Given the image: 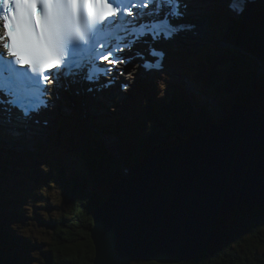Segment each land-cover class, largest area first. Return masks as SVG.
I'll return each mask as SVG.
<instances>
[{
    "label": "trees",
    "instance_id": "1",
    "mask_svg": "<svg viewBox=\"0 0 264 264\" xmlns=\"http://www.w3.org/2000/svg\"><path fill=\"white\" fill-rule=\"evenodd\" d=\"M232 20L231 18L226 19L224 35L229 38L230 42L234 43V46L232 47L230 43L228 47H224L225 49L219 47L212 51H206L203 55L204 58L200 56L198 60L194 61L191 69L194 71L193 75L195 79L192 80L195 87L198 88L197 84L201 82L207 90L206 92L213 93L215 98H218L216 103L221 108H224L223 106L226 107L225 104L232 107L233 102H242L245 105L256 107L264 112V78L258 72L257 65H252L248 61L251 59L243 53L249 52V55H253V57L255 55V60L261 61L262 58V61H264V12L257 15L249 27L235 21H233L235 23H232ZM223 38L225 37L223 36ZM180 86L179 88H174V90L172 89L177 96L169 92V95L166 96L167 98L165 97L157 103L158 107L163 109V114L160 118L149 113L147 114V111H145L144 119L142 120L141 118V120L145 124L146 119H150L147 137L146 135L143 136L147 140H140L139 146L137 145L133 151L124 150L121 148V145L124 142L129 144V136H132L134 133L137 135V132H140V130L144 134L145 129L143 130V127L145 128V126L140 127L135 120H132V122L126 120L125 122H129V127L127 126L126 129H123L125 125L123 124L124 121L115 122L111 118L102 121L101 128L104 133L122 136L121 139L118 136V141L114 139L116 146L118 145V148L122 149L120 150L119 160L121 159V161L127 164H137L144 156L155 153L157 148L177 145L189 137V135L197 134L203 126L206 129L210 128L209 125L213 120V114H209L207 110L208 106H200L198 100L187 94L189 90L184 83L180 84ZM193 95L199 99L198 94ZM191 99L195 101L194 104L201 113L199 118L194 115V110L197 108L195 109V106H192ZM213 100L216 99L213 98ZM212 108L215 113L220 112L216 104H213ZM178 110L184 111L186 115V120H184L188 122V127H182L184 120L180 122L182 123L180 126L179 124L176 125L177 120L173 121L176 117L175 112ZM219 114L225 115L223 112ZM225 119L223 118L219 121L222 122ZM76 125L78 124L75 123L69 126L70 131L61 134V137L64 141H68V143H74L69 138V135L81 132L79 138L85 141L86 147V150L81 153L87 156L88 165L93 169L97 177L96 180L84 177L87 180L83 181L80 178L81 176L74 171L65 170L61 172L59 175V187L62 197L67 201L66 210L65 213L62 212L59 215L51 217V220H43L51 231V240L47 242V245L51 249L47 253L46 258L39 257L35 259L39 260V264H93L95 247L90 229L93 223L95 208L109 194L110 190L108 188L111 187L112 183L122 177L119 161L112 158L113 153L105 148L102 138L97 135H87L85 131L82 132L81 125ZM82 145L80 143L78 147L81 148ZM131 146L130 144L129 146L127 145L130 149ZM53 171H50V176L55 174ZM26 172L29 171L26 170ZM39 173V171H36L34 175L38 176ZM45 173L46 171L42 172L44 176ZM36 179L38 182L33 188L24 185L23 189L34 192L35 187L42 181V178L38 177ZM14 180L22 186V178H15ZM92 184L97 189L104 186L108 190H105L104 194L98 195L91 190L93 188ZM18 192L19 189L16 187L5 188L0 186V195L6 201L16 198ZM3 198H0L2 202H4ZM5 207L6 210L11 209L6 204ZM243 209H246V211L244 212ZM228 212L235 218L232 226H226L227 221L223 222L220 236L201 254L174 264H264V254H262L264 253V203L255 206H233ZM225 213H222V220H225ZM3 222L0 218V264H22L20 260L24 257L22 249L32 245L29 241L31 237L28 239L25 237V233L15 234L13 227L9 226L8 228ZM20 244H22L21 247L19 246ZM43 245L44 243L41 244V246ZM131 264L161 263L136 260Z\"/></svg>",
    "mask_w": 264,
    "mask_h": 264
},
{
    "label": "water",
    "instance_id": "2",
    "mask_svg": "<svg viewBox=\"0 0 264 264\" xmlns=\"http://www.w3.org/2000/svg\"><path fill=\"white\" fill-rule=\"evenodd\" d=\"M241 110V115L251 112L240 122L232 111L224 123L144 156L141 161H148L152 171L142 175L134 170L140 184H124L126 176L114 184L110 201L116 200L95 208L93 264L182 262L219 237L222 212L264 203V113L252 107ZM256 159L259 166H254Z\"/></svg>",
    "mask_w": 264,
    "mask_h": 264
},
{
    "label": "snow or ice",
    "instance_id": "3",
    "mask_svg": "<svg viewBox=\"0 0 264 264\" xmlns=\"http://www.w3.org/2000/svg\"><path fill=\"white\" fill-rule=\"evenodd\" d=\"M238 2L241 7L234 10L240 14L250 0ZM173 3L187 8L183 0H0V126L6 112L17 110L31 118L47 108L46 97L53 95L49 85H60L65 78L84 73L91 82L94 75H123L118 65L132 62L124 53L138 41L146 37L170 40L186 30L183 25L170 26L172 16L183 15L179 8L164 17L169 25L145 21L141 15L142 9ZM121 17L131 22L128 27L118 28ZM133 24L143 31H130ZM153 55L163 57L162 52ZM93 65L95 71L89 73ZM139 67L159 69L161 65L157 60Z\"/></svg>",
    "mask_w": 264,
    "mask_h": 264
},
{
    "label": "rangeland",
    "instance_id": "4",
    "mask_svg": "<svg viewBox=\"0 0 264 264\" xmlns=\"http://www.w3.org/2000/svg\"><path fill=\"white\" fill-rule=\"evenodd\" d=\"M231 20H232V18H231ZM233 21H235L236 23L239 22L243 26H248V27L251 26L250 24L244 25L243 21L232 20V23H235ZM223 28L225 29V26H223ZM242 30H245V29H242ZM208 36H210L209 33L205 34L206 38H208ZM224 37L228 41L225 43H228V44H224V45L221 44V45L224 47H228V45H230V43H231V45L233 47L234 43L230 42L229 38H227L226 36H224ZM184 46H185V44H184ZM209 50L212 51L214 49H212L211 46H209V45L205 46V51H209ZM203 53H204V51H203ZM247 53H248L247 56H250L249 52H247ZM170 59H172V58H170ZM248 61L254 66H256V64H259L258 62H260V68L263 69L262 61L257 62V60H255L256 61V63H255L252 58H251V60H248ZM179 68H180L179 66H174L173 69H170L171 71H169V73H171V74L173 73L172 78H174V80L176 81L173 84V87L171 85L169 86V88L171 89V93H174V91L172 89L181 87L178 83L180 80H182L183 76H179V77L175 78L176 75L179 73ZM262 69H261V71H262ZM166 71L167 70H165L164 73L162 72L160 75L161 76H163L164 74L167 75ZM203 71H205V69H203ZM135 72H136V70H135ZM152 74H150V75H152ZM154 75L155 74H153L152 77ZM148 77L149 76H147V78ZM136 81H137L136 79L133 80V82H134L133 89L137 90V92H135L136 94L132 95V94H130V92H127V96L129 98L133 99L134 103H135L136 110L133 111V113L136 114V112H138L139 114H142L143 111H147L148 113H150V115H154V116H157L160 118L161 115L163 114V112H162L163 109L161 107H158V105L155 106L156 110L153 112V114H151L152 111L154 110L152 107L154 104L152 100L156 97L159 98L160 96H162L161 94H160V96H158L155 93L154 82H151V85H153L154 88H152V86H147L144 83L143 84L145 87H142V84L140 83L139 87H141V88H136L135 87ZM149 82H150V80H149ZM155 82H157L158 84L161 85V81H159L158 79L155 80ZM136 86H138V85H136ZM201 86L202 85H200V87ZM140 92H144V94H146V95H144L146 98H143L144 96H142V94L139 95ZM167 93H168L167 91L164 92L165 96L169 95ZM207 93H208V94H206L207 96L205 95L206 97H204V96L200 97V100L198 101L199 103H201L200 106H203V102H206L207 100H209V101H211V105L207 109L209 111V114H211L213 111L212 110L213 104H216L217 109H219L220 112L225 113V115H220L219 114L220 112L215 113V111H213L214 115H213V120L211 121V123L209 125V127H210L213 123H215V122L218 123L219 120H221L223 118H227L230 115V113L232 112L231 111L232 107L231 106L229 107L227 104H225L227 108L225 106H223L224 108H221L216 103L218 98L217 97L215 98L213 93H210V92H207ZM162 94H163V92H162ZM174 95L177 96L176 93H174ZM212 97L216 100H213ZM148 98H150L149 101L147 100ZM142 100H146V105H144L140 109H138L139 103ZM219 100H221V99H219ZM209 101H208V103H209ZM190 102H192V106L194 107L195 101L193 99H191ZM223 102H225V100H223ZM130 105H131L130 102L127 105V107L124 106V104H120L119 106H117V105H115V103H112L110 105V107H108V109L106 110L107 115L105 117H103L102 120L110 119V116H112L111 111H116L117 108H120V107L125 108V109L121 110V114L120 113L118 114L116 111L117 114L115 113V115L119 116V117H117V119H121V117H122V119L128 118L130 116V110H131ZM196 108H197V106H195V109ZM175 114H176L177 118L175 117L173 119V121L177 120L176 125L179 124V126H180V124L183 123L182 127H188L189 126L188 122L185 121L186 115H185L184 111L178 110L175 112ZM194 115L197 118H199L201 116V113L198 110V108L196 110H194ZM95 120H97V119H95ZM81 121L84 124L83 128L86 130L85 133L87 135L94 134V135H97L98 137L102 138V141L104 142L105 148L113 153V154L111 153L113 159H116L117 161H119L120 171H122V168L126 165H124V162L121 161V159L120 160L118 159L120 157V151L116 150V147L118 148V145L116 146V144L112 143V141L114 139L115 140L117 139V141H118V136L120 139L122 138V136L119 134H117L118 136H116V135H112V134L103 133L100 131L101 128L99 130L90 129L87 126L88 124H87L86 120H81ZM117 122H119V121H117ZM180 122H182V123H180ZM57 123H58L57 121H53L52 123H50V125H52V126H50V133H52V135L54 137H56V135H59V126L57 125ZM123 124H125L123 129H126L127 126L129 127V122H124ZM78 125H81V124H78ZM78 125H76V126H78ZM145 125H144L145 126V128H144L145 133L144 134H142V132L140 130V132H137V135H136V133H134L132 136L131 135L129 136V142L128 143L130 144V146L131 145L133 146V147L131 146V149H130V147L129 148L127 147V145L129 146V144H127L126 142H124L123 144L121 143L122 144L121 148L124 150L127 149V151H133L137 145L139 146L140 140H142V141L147 140L146 137H147L148 129H149L148 125H150V121L148 119H146ZM140 127H143V125ZM109 129L112 130V128H110V127H109ZM50 133H47V131L45 132V135L43 138L45 140L46 146L44 145L42 147V149H40V151H39L40 156H39L38 160H36V157H34V154L25 153V154H22L21 156H18L17 158H13V163L18 162V163L23 164L22 166L18 167L19 164H15L14 166L16 168H12V167L7 168L9 170L7 172H4L3 166L0 168V181H4L6 176L11 181L15 177H17V178L20 177V178H22V186L28 185L30 188L32 186L34 187V185L38 182V180H34L35 175H36V174L34 175V173L36 171H42V172L46 171L45 176L43 175L44 177H42V181L38 183L37 187H35L34 192H32L31 190L29 192L28 189H26L24 192H22L15 199L12 198V199L7 200V201L0 195V198L4 199V202H2V200H0V218L2 219V221H4L3 223L5 224V226L7 225L8 228H9V226L13 227V229H14L13 232L15 234L25 233L26 234L25 237H27L28 239H29V237H31L29 241L32 243V245H30L29 247L26 246V247H24V249H22L23 250V256H24L20 259L22 264H39V260L38 259L35 260V259L39 258V257L46 258L47 253L51 249L47 245V242H49L51 240V231H50V228L48 227L47 223L43 222V220L48 221V220H51L50 218L53 216L59 215L62 212L65 213L67 201L64 200V198L62 197L60 187H59V175L61 174V172L65 171V170L74 171L81 176L80 178L83 181L87 180L89 178L92 180L93 179L96 180V177H97V175L93 172V169H91L90 166L88 165L87 156H85L84 154L81 153V152L85 151V146H84L85 141L82 140V138L81 139L79 138L81 135V132L76 133V134L71 133L69 135V138H71L74 143L68 144V143H65L64 140L62 139V140H60L59 145H57V144L55 145L53 140L47 139ZM125 134H127V133H125ZM144 135H146V137H143ZM31 139L30 140L25 139L24 141L29 143L31 141ZM135 139H136V142H135ZM186 139H189V137ZM186 139L182 140L181 143H183V141L184 142L187 141ZM115 140H114V142H116ZM80 143L83 144L81 148L78 147V145ZM181 143H178V144H181ZM114 145H115V147H113ZM172 146H174V145H168V147H172ZM87 147H88V143H87ZM162 149H163V147L157 148L155 150V152L160 151ZM262 152H263V150H262ZM114 154H116V155L114 156ZM28 158H30V159H28ZM37 163H38V165H37ZM31 164H32V167H31ZM0 165H2V163ZM34 165H35V167H34ZM36 166H39V168L36 169ZM26 170H28L29 172H26ZM51 170H54L53 172L55 173L54 175L52 174V176H50ZM121 173H123V171ZM84 177H86L87 179ZM93 184H92L93 188L91 190L93 192H96L98 195L104 194L103 192L105 190H108V189L111 190L112 185H113V183H112L111 187L108 189H107V187H104V186H101V187H99V189H97L96 187H94L95 184L94 185ZM0 186L6 188L7 184L5 186L0 182ZM28 192H29V194H28ZM109 193H110V191H109ZM5 204H6V206H10L11 209L6 210ZM256 205H261V204H256ZM236 206H241V205H236ZM253 206H255V205H253ZM55 207L57 208V210ZM11 211H13V212H11ZM228 211L227 212L225 211L226 212L224 214L225 220H222V214H221L220 223L222 224L223 222L227 221L226 226H232V222L235 221V218ZM243 211L245 212L246 209H243ZM43 243H44V245L41 246V244H43ZM19 246L21 247L22 244H20ZM9 254H7V255L9 256ZM25 254H26V256H25ZM262 254H264V253H262ZM196 256H198V255H196ZM196 256H194V257H196ZM10 257H13V256H10Z\"/></svg>",
    "mask_w": 264,
    "mask_h": 264
},
{
    "label": "bare ground",
    "instance_id": "5",
    "mask_svg": "<svg viewBox=\"0 0 264 264\" xmlns=\"http://www.w3.org/2000/svg\"><path fill=\"white\" fill-rule=\"evenodd\" d=\"M202 1H203L204 5H205V8L208 10V14L211 15V18L212 19H208V20L204 19L203 20V17L205 16V14H204V10L202 8H199L197 6L196 9L194 10L195 15H191V19L190 20H191L192 23H194L193 24L194 25L193 28H195L197 30V35H190V34H188V36L190 38V40H189L190 42L189 41H188V43L185 42V46L181 45L179 49H175L176 51H174V49L171 50L172 52H171V55L170 56L172 57L173 55H175L173 58H175L176 60H178L180 64H183L181 66V68L189 67L188 70H186V69L179 70V73L176 75L175 78H177L179 76H183L184 78L186 77L188 79H195V77L193 75L194 71L191 68L194 65V61L198 60V58L200 56H202L204 58L203 55L206 52L205 51V46H199L200 44H202V41H203V36L202 35H198V29L199 28H202L203 29V32L205 34L209 33L210 36H209L208 45L211 46L212 49H216V48H219V47L225 49L224 46H222L221 44H223V45L224 44H228V43H225V42H228V41H226L225 38H223V36H225L224 35L225 34L224 33L225 31H224L223 26L226 23V19L232 18V19L238 20V21H243L244 20V21L250 22V24H251V23H253V20H254V18L257 15L262 14L264 12V0H250V2L245 5L249 9L247 10L248 12L245 13V16L244 17H243L244 13L237 14V12L234 10V9H237V8L241 7V5L239 4L238 0H202ZM163 9H170L171 11H177V5L175 4V5H171V6H163ZM157 15L160 16V17H167L168 16V14H166L165 12H162L161 10H157L156 12L153 11V17H157ZM143 16H144L145 19H147L146 12H144V15ZM172 17L179 19L180 16H172ZM125 26H127V25H125ZM221 33H222V35H221ZM191 34H192V32H191ZM176 38H179V36L176 37ZM183 41H185V40H183ZM155 46H157V42L154 41L152 43V41L148 38L147 41H146V43L144 44V47H141L139 49L142 52V54H145L146 56H143L142 54H139L138 56H142V58L144 59V61H149V62H152L153 61V63H154V60H152L151 55L149 53L145 52V49H148L149 52L150 51H156ZM195 48H196V50H194ZM203 51H204V53H203ZM183 52H184V55H183ZM185 53H189L191 55V57L189 59H186ZM243 53L246 56L248 54L247 52H243ZM186 55H188V54H186ZM124 56L125 57H129L128 56V53H124ZM250 57L256 63V61H255V55H254V57H253V55L248 56L249 59H251ZM158 59L161 60V62L163 64L166 62V58L164 57V55H163L162 59L160 57H158ZM131 60H132V62L130 63V65L131 64H134L133 63V59H131ZM261 61H262V58H261ZM258 63L259 64H256L257 65V68H258V72L264 78V61H262V63H263V69L260 68V62H258ZM178 66H180V65H178ZM261 69H262V71H261ZM136 70L139 71L140 70V67L137 66L136 67ZM172 74H171V78L168 77V81H164L165 82V85L167 86V88L163 87L162 85H159L157 82L154 83L155 84V93L158 96H160V94L162 96H160L161 98L160 97L159 98L156 97V98H154L152 100L153 103H154V105L152 106L154 110L152 109L153 111H152L151 114H153V112L156 110L155 109L156 108L155 106L157 105V103L160 102L163 98L166 97L165 94H164V92L165 91H167L168 93L171 92V89L169 88V86L171 85L173 87V84L176 82L174 80V78H172ZM183 77H182V80L184 79ZM151 82L152 81L149 82V85L152 86V88H154V86L151 85ZM136 83H138V82H136ZM161 83H163V82H161ZM178 84L180 85L182 83L179 81ZM200 84L202 85L201 82H200ZM133 86H134V84L131 85V87H133ZM191 86L197 91L199 98L201 96H204V97L207 96L206 95V93H207L206 91L207 90L204 88L203 85L200 87V90L202 89V91L199 90V87L198 88L195 87L194 84H192ZM128 90H129V88L127 89V91ZM184 90H185V88H184ZM162 92H163V94H162ZM117 93H118V96H122L123 98L117 104L115 103V105L119 106L120 104H124V106L127 107V105L130 102L131 103L130 106L133 109L135 108L134 101H132V99L127 96V93H125V92H123L121 90H118ZM187 93L190 96H192L195 100H199L195 96H193L189 91ZM141 94H142V96L146 95L144 93H141ZM143 98H146V97L144 96ZM147 100L149 101L150 98H148ZM208 101L209 100H207L206 102H203V104L208 103ZM99 102H100V100H99ZM98 103H97V105H98ZM100 105H101V108L103 109V113H105L106 112V109H108V107H110L111 104H109V101L107 99H105L103 102L102 101L100 102ZM144 105H146V100H142L139 103L138 109L140 107L144 106ZM210 105H211V101H209V104L207 105L208 108L210 107ZM235 106H238V107L235 108ZM131 107H130V109H132ZM247 107H252V106L245 105L242 102H233L232 111H235V113L239 114V117H237L234 120L235 122H240V120H242L243 118H245L246 116L249 115V113L251 111H249V113L247 112L245 115H241L243 110L240 111V109H244V108H247ZM252 108L255 109V110H257V111L263 112L262 110H260L258 108H255V107H252ZM124 109L125 108L120 107V108H117L116 111H117L118 114L119 113L121 114V110H124ZM116 111H111L112 112L111 115L112 116H116L115 115ZM82 112H83V110H82ZM146 113L148 114V112H146ZM144 114H145V111H143V113L139 115L140 116V119H138V118L135 117V121L139 124V126H142V125L144 126L145 125L143 123V121H142L144 119L143 118ZM212 114L214 115L213 111H212ZM130 116L132 118H134V116H132V115H130ZM141 118H142V120H141ZM226 119L223 120L222 122H220L222 120L221 119L218 123H216V122L215 123L216 124H222V123H224V121H226ZM148 120L150 121L149 118H148ZM130 121H132V119H130ZM140 121H142V122H140ZM10 122H11V124L14 125V122L12 120H9V122H7V121L4 120L2 126H0V137H1L2 140H3L4 137H11V138H14V139H19L20 137H23L24 135H26V136H29L30 135V133L27 132L26 129H24V128H21L22 129L21 132L20 131H15L14 129L11 130L12 128L10 126ZM216 124H214V125H216ZM40 127L41 126H39V125H35L34 126V128H40ZM208 129H206L205 126H203L200 131H202V130H208ZM192 135H196V134H191V135H189V137L192 136ZM25 139L26 140H30L31 138L24 137L23 138V141ZM112 143L115 144L114 141H112ZM113 147H115V145ZM230 147L232 148V146H230ZM250 147H252V146L250 145ZM116 150L117 151H120L121 149H120V147L119 148L116 147ZM153 154H150V155H153ZM262 154H263V152H262ZM5 158H6V162L11 163V166H8L7 168H11V167L12 168H16L14 166L15 164H19L18 167H20L21 165H23V164L18 163V162L17 163H13V159L11 157L6 156ZM153 158H155V157H153ZM28 159H30V158H28ZM151 160H152V158H151ZM260 163H261V161L256 159V164L254 166H259ZM124 165H126V166H124L122 168V171H123L122 177L118 181H116L115 183H113L112 188L110 190V193L106 197H104L103 201L100 204H103L104 202H114V200H116V196H115V199H113L112 201H110L111 198H112V195H111L112 194V189H113L114 184L120 182L123 177L126 176L125 179H128L129 180V181H127V183H124V184L130 185L131 182H132V180H135V182L137 181V183L140 184V182H139L140 179L139 178H136V176H133L132 175L133 172H134V170L137 172V174H142V175L143 174L150 173L152 171V169H150V167H149L150 164H149L148 161H145L144 163L142 161H140L139 163L133 164V165L132 164H127V163L124 162ZM242 168L247 169V170L248 169L250 170V167L246 163H243L242 164ZM126 169H128V170L126 171ZM15 178H17V177H15ZM130 178H131V180H130ZM143 185L144 184L142 183L141 186H143ZM112 204H114V203H112ZM108 205L111 206V204H108ZM242 205H249V204H242ZM250 206H253V205H250ZM112 207H113V205H112ZM106 222H107V225H109L111 223V219L108 216L105 217V223ZM93 223H94V220H93ZM93 223H92V225H93ZM221 229H222V224H221ZM90 234H91V231H90ZM116 244H118V243H116ZM94 247H95V245H94ZM113 249H114V246H112L110 248V250H113ZM196 255H199V254H196ZM196 255L194 254L193 257L196 256ZM136 260H144V259H136ZM136 260H134V261H136ZM144 261H149V262L152 261V262L161 263V262L153 261V260H144ZM183 261H185V260H183ZM161 264H174V263H161Z\"/></svg>",
    "mask_w": 264,
    "mask_h": 264
}]
</instances>
